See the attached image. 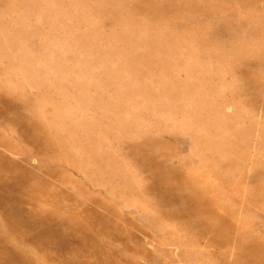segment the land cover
Returning <instances> with one entry per match:
<instances>
[{
    "label": "rangeland",
    "instance_id": "374dc122",
    "mask_svg": "<svg viewBox=\"0 0 264 264\" xmlns=\"http://www.w3.org/2000/svg\"><path fill=\"white\" fill-rule=\"evenodd\" d=\"M0 264H264V0H0Z\"/></svg>",
    "mask_w": 264,
    "mask_h": 264
}]
</instances>
